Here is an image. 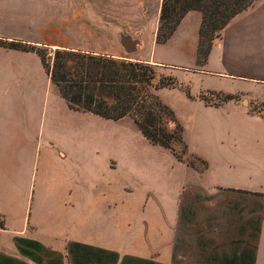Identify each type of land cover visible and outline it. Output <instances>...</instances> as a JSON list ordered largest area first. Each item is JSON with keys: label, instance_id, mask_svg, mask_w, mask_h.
Wrapping results in <instances>:
<instances>
[{"label": "crops", "instance_id": "0c3cea01", "mask_svg": "<svg viewBox=\"0 0 264 264\" xmlns=\"http://www.w3.org/2000/svg\"><path fill=\"white\" fill-rule=\"evenodd\" d=\"M200 24L188 11L143 60L175 80L157 93L179 91L188 155L206 168L162 148L189 180L151 155L102 154L86 138H57L50 122H24L36 104H17L8 86L33 52L0 47V264H264V0L225 25L203 64ZM218 93L234 98H202Z\"/></svg>", "mask_w": 264, "mask_h": 264}, {"label": "rangeland", "instance_id": "374dc122", "mask_svg": "<svg viewBox=\"0 0 264 264\" xmlns=\"http://www.w3.org/2000/svg\"><path fill=\"white\" fill-rule=\"evenodd\" d=\"M159 1L0 0V38L36 45L49 52L57 47L75 46L73 49L122 57L128 61H143L149 56L153 42H156ZM192 28L191 24L182 28L177 39L192 36ZM216 38L214 36L213 39ZM24 62L21 77L19 80L14 78L8 86L10 91L15 92L17 104L25 107L36 104L38 114H26L24 122H50L54 125L57 138H86L102 154L113 146L114 153L120 155H151L165 162L179 176L187 180L191 178L190 174L170 165L166 155L168 150L146 141L132 121H105L91 114L70 111L56 89L46 91V77L39 57L35 53H28ZM157 79L156 74L154 81ZM157 94L174 112L183 132L186 129L194 138L193 129L183 119L185 113L183 103L178 98L179 91L165 89ZM204 97L206 103L215 105L227 100L225 95L219 93ZM258 107L254 105L251 110ZM127 120L130 121L129 118ZM173 148L197 170L206 168L205 160L182 154L179 144Z\"/></svg>", "mask_w": 264, "mask_h": 264}, {"label": "trees", "instance_id": "16d2710c", "mask_svg": "<svg viewBox=\"0 0 264 264\" xmlns=\"http://www.w3.org/2000/svg\"><path fill=\"white\" fill-rule=\"evenodd\" d=\"M255 0H161L156 42L164 43L190 10L201 12L197 44V64H203L214 36ZM0 47L35 53L70 109L90 112L105 119L129 117L152 144L167 148L179 160L193 166L178 154H188L183 127L174 112L157 94L162 87H173L172 77L154 81L156 71L144 61H128L103 53L57 47L52 52L32 44L0 38ZM228 99L232 95H225ZM205 99V97H202Z\"/></svg>", "mask_w": 264, "mask_h": 264}, {"label": "built area", "instance_id": "2783aa9c", "mask_svg": "<svg viewBox=\"0 0 264 264\" xmlns=\"http://www.w3.org/2000/svg\"><path fill=\"white\" fill-rule=\"evenodd\" d=\"M0 224H1V220H0Z\"/></svg>", "mask_w": 264, "mask_h": 264}]
</instances>
